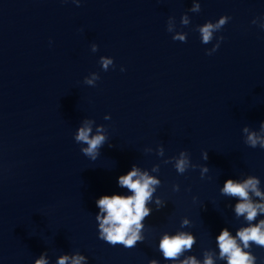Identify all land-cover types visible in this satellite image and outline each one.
I'll use <instances>...</instances> for the list:
<instances>
[{"label": "water", "instance_id": "1", "mask_svg": "<svg viewBox=\"0 0 264 264\" xmlns=\"http://www.w3.org/2000/svg\"><path fill=\"white\" fill-rule=\"evenodd\" d=\"M199 3L193 13L192 0H0V264H33L42 252L49 264L76 252L87 258L81 264H174L159 239L176 231L195 236L183 256L202 262L204 250L218 254L222 228L235 235L247 223L234 214L237 199L219 189L254 175L264 191V149L242 133L264 121V0ZM221 15L230 17L215 34L224 39L207 55L212 44L201 43L196 26ZM170 16L186 42L167 31ZM100 56L115 67L103 70ZM92 72L94 86L84 83ZM85 119L93 133L96 124L106 130L95 160L74 140ZM181 150L197 165L183 174L164 163ZM133 164L160 179L153 195L162 204L149 203L143 240L125 248L98 237L96 200L130 195L117 178ZM249 251L264 264V248Z\"/></svg>", "mask_w": 264, "mask_h": 264}, {"label": "clouds", "instance_id": "2", "mask_svg": "<svg viewBox=\"0 0 264 264\" xmlns=\"http://www.w3.org/2000/svg\"><path fill=\"white\" fill-rule=\"evenodd\" d=\"M79 3V0H73ZM189 11L199 13L201 11L199 0H192ZM230 20L229 16L221 15L213 21H206L197 25L196 29L200 34L202 44H212L210 49H205L207 55L214 53L220 46L223 36H216L224 25ZM257 19L252 23L256 24ZM180 24L188 26L190 24L189 16L181 14ZM261 28H264V18L259 21ZM167 31L172 33V39L186 42L187 35L183 31H175V19L169 17L167 21ZM215 39V43H212ZM93 52L97 51V45H91ZM99 63L105 71L110 66L115 67L113 59L109 56H100ZM121 67V71H123ZM99 79L96 72L90 73L84 78V83L94 86ZM104 119H110L105 114ZM94 121L85 119L77 127L74 133V140L81 145L80 151L95 160L100 153L101 147L107 141L106 130L103 125L96 124L95 133H93ZM244 142L252 148L259 146L264 149V121L260 122L259 130H251L247 125L242 128ZM145 151L151 152V148ZM158 156L164 155V148L158 145L156 148ZM204 160L208 159L207 152H202ZM173 162L174 168L179 174H183L188 168H196L189 159V154L181 150L177 156L164 160V163ZM201 177L208 171L206 165H200ZM151 171H159V165L153 164ZM118 185L128 190L130 195L113 193L111 195H102L96 200L99 212L95 215L98 222V237L110 245H123L125 248H133L137 242L143 240L142 231L144 229V220L151 215L149 203L154 200L157 210L161 207L162 201L158 196L154 197L156 188L161 181L156 175L149 174L147 169L141 170L135 164L131 169L117 178ZM179 186L174 184L173 189L178 190ZM220 193L226 197L236 198L234 205V214L237 218H243L247 223L238 227L233 235L227 228H222L216 237L218 254L211 249L203 251V260L197 259L194 255L183 256L186 251H190L196 243L195 236L191 232L176 231L173 234L164 232L159 239V250L165 260L174 262V264H215V259L226 261V264H255L256 257L249 251L252 244L264 248V218L256 221L258 216H264V191L260 187V179L254 175L244 176L242 179L228 178L219 189ZM258 198V199H254ZM181 227L187 226L190 222L185 217L181 219ZM183 256V259L180 257ZM87 258L74 253L71 257L68 254H62L57 257L56 264H81ZM33 264H49L48 257L42 252L35 258ZM148 264H158V261L151 259Z\"/></svg>", "mask_w": 264, "mask_h": 264}]
</instances>
